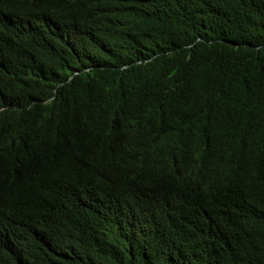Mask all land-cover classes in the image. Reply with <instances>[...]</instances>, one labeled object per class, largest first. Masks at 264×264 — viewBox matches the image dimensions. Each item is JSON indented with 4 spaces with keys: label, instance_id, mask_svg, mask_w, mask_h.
Here are the masks:
<instances>
[{
    "label": "trees",
    "instance_id": "obj_1",
    "mask_svg": "<svg viewBox=\"0 0 264 264\" xmlns=\"http://www.w3.org/2000/svg\"><path fill=\"white\" fill-rule=\"evenodd\" d=\"M103 1L116 4L118 23L151 28L156 46L174 54L146 59L136 76L110 68L122 58L116 52L99 57L106 69L83 85L82 97L109 85L116 88L109 103L128 102L154 124L182 116L199 126L201 141L247 123L242 114L255 110L253 135L264 137V0ZM27 23L0 3V264H264V173L222 175L205 158L176 177L161 164L153 168L157 155L127 156L98 141L80 151L41 144L32 163L23 157L16 134L32 140L36 126L54 123L44 107L28 108L57 87L21 60ZM10 42L22 53L12 54ZM146 160L141 172L137 164ZM225 195L244 201L246 228L228 225L235 239L220 221ZM40 198L50 200L53 221Z\"/></svg>",
    "mask_w": 264,
    "mask_h": 264
},
{
    "label": "clouds",
    "instance_id": "obj_2",
    "mask_svg": "<svg viewBox=\"0 0 264 264\" xmlns=\"http://www.w3.org/2000/svg\"><path fill=\"white\" fill-rule=\"evenodd\" d=\"M0 3L9 14L22 13L28 18L20 35V40L28 44L27 56L21 57L22 62L38 69L47 83H57L53 96L34 101L28 108L35 113L44 107L54 123L45 128L36 126L40 134L32 140L16 134L14 145L22 148L23 157L31 163V151H39L41 144L57 152L61 149L80 151L98 141L117 147L127 156L131 153L157 155L159 161H155L153 168L161 164L167 173L176 177L182 176L180 167L205 158L212 159L222 175L264 173V137L253 135L260 126L255 110L242 114L248 119L247 123L201 141L199 126L182 116L167 117L154 124L128 102L109 103L110 92L116 89L109 85L104 84L82 97L83 85L90 83L96 70L106 69L97 63L99 57L107 60L116 52L115 55L122 58L110 68L121 75L136 76L146 59V62L155 57L168 59L174 54V50L165 51L156 46L151 28L118 23L112 14L116 4L108 7L103 0H26L24 4L22 0H0ZM114 33L118 35L111 41ZM5 46L15 56L22 53L21 44L10 42ZM135 76L130 82L132 86ZM60 89L62 94L58 99ZM170 93H160V96L168 97ZM116 113L123 114L120 120ZM41 137L42 143H39ZM137 166L141 172H146L148 160ZM132 168L136 170L133 165ZM36 176L37 172L31 173L32 181ZM38 202L44 218L53 221L50 200L40 198ZM243 203L229 195L221 199L226 207V215L220 218L222 229L232 239L235 235L228 225L246 228L248 223ZM54 219L57 221V217Z\"/></svg>",
    "mask_w": 264,
    "mask_h": 264
}]
</instances>
